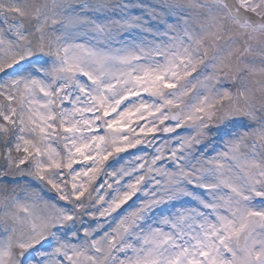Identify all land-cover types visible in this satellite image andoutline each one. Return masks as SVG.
I'll return each mask as SVG.
<instances>
[{
    "label": "snow or ice",
    "instance_id": "obj_1",
    "mask_svg": "<svg viewBox=\"0 0 264 264\" xmlns=\"http://www.w3.org/2000/svg\"><path fill=\"white\" fill-rule=\"evenodd\" d=\"M0 264H264V0H0Z\"/></svg>",
    "mask_w": 264,
    "mask_h": 264
}]
</instances>
